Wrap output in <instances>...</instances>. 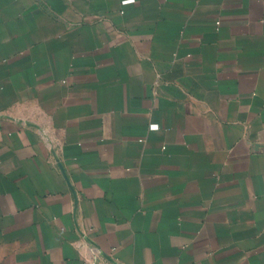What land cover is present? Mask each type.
I'll return each instance as SVG.
<instances>
[{"label": "crops", "instance_id": "1", "mask_svg": "<svg viewBox=\"0 0 264 264\" xmlns=\"http://www.w3.org/2000/svg\"><path fill=\"white\" fill-rule=\"evenodd\" d=\"M0 264H264V0H0Z\"/></svg>", "mask_w": 264, "mask_h": 264}]
</instances>
